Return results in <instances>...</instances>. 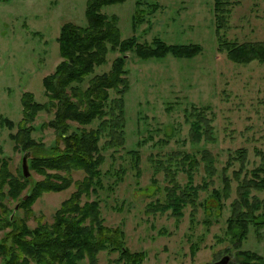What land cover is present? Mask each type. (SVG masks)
Segmentation results:
<instances>
[{
	"label": "rangeland",
	"instance_id": "374dc122",
	"mask_svg": "<svg viewBox=\"0 0 264 264\" xmlns=\"http://www.w3.org/2000/svg\"><path fill=\"white\" fill-rule=\"evenodd\" d=\"M88 1L0 0V169L6 160L11 173L21 177L29 154L31 173L24 175L29 184L17 197L3 186L2 223L19 219L18 224L32 229L40 222L51 225L65 199L77 190V181L86 177L83 169L67 175L50 168L49 174L69 176L73 183L62 191L42 193L25 206L31 188L46 179L32 166L35 159L57 154V133L46 127L55 110L39 111L30 123L37 143L33 150L22 146L25 135H12L24 120V92L44 105L49 101L43 81L62 60L59 32L70 21L88 24ZM230 2L222 37L264 40V0ZM214 7V0H125L103 6L109 17L118 16L122 39L135 36L138 42L152 44L158 37L169 44L203 46L193 57L169 53L144 58L135 48L122 51L109 44L107 61L95 67L94 74H101L113 70L118 58L125 60L130 80L124 94L126 140L121 147L101 148L103 186L82 200L100 201L106 228L116 237L125 234L120 241L124 248L144 252L141 264H214L224 257H229L226 264H249L242 258L244 250L263 257H248L251 264L264 261V225L255 222V216L264 217V190L250 192L251 207L234 204L240 200L235 171L242 172L241 180L264 167L258 155V150L264 152V62H233L218 49ZM109 91V99L117 97L114 89ZM70 124L68 135L79 131L76 121ZM106 141L102 139L100 147ZM42 145L47 153L40 150ZM240 148L247 150L244 163L237 153ZM188 170L194 171L192 178ZM260 174L263 178V169ZM243 211L245 217L255 218L245 224L244 237L239 235ZM10 231L8 226L0 229V241ZM120 254L109 248L98 259L100 264H124L116 261Z\"/></svg>",
	"mask_w": 264,
	"mask_h": 264
},
{
	"label": "trees",
	"instance_id": "16d2710c",
	"mask_svg": "<svg viewBox=\"0 0 264 264\" xmlns=\"http://www.w3.org/2000/svg\"><path fill=\"white\" fill-rule=\"evenodd\" d=\"M124 1L89 0L86 7L87 25H78L70 21L61 27L58 41L62 60L57 65L56 71L46 76L43 81L45 94L49 98L47 104L35 100L32 93H23L24 120L19 125V132L13 134L12 138L25 135V143L22 142V146L28 149L35 146L37 143L32 138L34 130L30 123L39 111L46 108L55 110V115L54 119L44 126L52 127L57 133L55 150L57 154L51 156L52 158L47 156L37 158L32 165L37 172L46 176V179L38 181L31 188L32 192L29 193L27 200L23 201L25 206L33 204L42 193L62 191L73 183V179L69 176L49 174L50 168L65 170L67 175L74 169H83L86 177L77 181V190L65 199L51 225L40 222L38 228L32 229L26 223L18 224L19 219L8 220L7 224L0 222L2 230L7 226L12 228V231L0 241V264H82L86 259L88 264H100L99 253L109 248L115 251L121 250L120 256L116 259L119 263L141 264L145 259L144 252H132L128 247L122 246L120 241L125 236L122 231L117 237L109 232L103 223L100 201L88 199L83 203L82 200L83 195L90 198L92 193L98 194V185L103 186L100 166L105 157L101 148L106 150L109 147H121L126 140L124 94L128 91L130 80L127 76L125 60L118 58L113 70L101 74H94L95 67L107 61L109 44L113 49L119 47L122 51L129 47L135 48L136 54L144 58L165 57L169 53L178 57H193L202 52L203 46L197 43L174 45L158 37L152 44L138 42L135 36L122 39L116 23L119 20L118 16L109 17L102 10L103 6ZM214 3L218 49L222 52L226 51L228 58L233 62L248 63L253 60L264 62V40L239 42L222 37V31L227 28L231 15V10L225 9L233 4L230 0H214ZM92 74H94L92 77L87 78ZM87 79L88 85L84 86ZM110 89L117 92V97L109 99ZM72 121H76L81 127L79 131L72 130L68 135L67 131L72 128L70 124ZM97 121H99L97 128H86V125L95 124ZM13 123L10 124L11 127L15 124ZM102 139L107 141L100 147L99 142ZM41 147L40 150L47 153V149L43 145ZM237 153L244 163L247 150L240 148ZM258 155L262 156L264 162V152L258 150ZM137 161L139 167V156ZM243 163L241 168L245 165ZM261 169L264 170V167L253 169L250 176L241 180L242 172L235 171L240 194V200L234 203L236 206H239L238 203L242 206L249 205L252 190H264V177H260ZM188 172L192 178L194 171L188 170ZM6 184L10 187L9 194L17 197L27 187L29 180L24 175L18 178L11 173L5 160L2 161L0 169L1 198L5 195L2 189ZM176 186L179 187L178 184ZM169 200L171 201L170 197ZM244 214L245 211L240 212L243 219L239 224L241 229L239 235L243 237L248 231L244 227L245 224L251 223L255 218L259 219L255 221L257 224L264 225V217L248 218ZM110 244L113 247L109 246ZM249 251L244 250L242 258L245 257V262L251 264L252 262L249 261L251 259L248 257L257 259L255 257L259 255ZM259 257L262 261L263 257ZM261 264H264V261Z\"/></svg>",
	"mask_w": 264,
	"mask_h": 264
},
{
	"label": "water",
	"instance_id": "95a60500",
	"mask_svg": "<svg viewBox=\"0 0 264 264\" xmlns=\"http://www.w3.org/2000/svg\"><path fill=\"white\" fill-rule=\"evenodd\" d=\"M28 158H29V154H25L24 160H23V167H24V175L25 176H29L30 170H29V166H28ZM229 257H224L223 259H221V261L219 262H215L214 264H226L228 261Z\"/></svg>",
	"mask_w": 264,
	"mask_h": 264
}]
</instances>
